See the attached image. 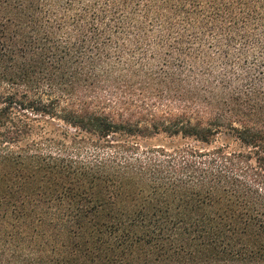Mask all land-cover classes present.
<instances>
[{"label":"trees","instance_id":"trees-1","mask_svg":"<svg viewBox=\"0 0 264 264\" xmlns=\"http://www.w3.org/2000/svg\"><path fill=\"white\" fill-rule=\"evenodd\" d=\"M0 264H264V0H0Z\"/></svg>","mask_w":264,"mask_h":264},{"label":"rangeland","instance_id":"rangeland-1","mask_svg":"<svg viewBox=\"0 0 264 264\" xmlns=\"http://www.w3.org/2000/svg\"><path fill=\"white\" fill-rule=\"evenodd\" d=\"M169 140L167 138L159 137L155 140L150 141L149 143L154 145H169Z\"/></svg>","mask_w":264,"mask_h":264}]
</instances>
